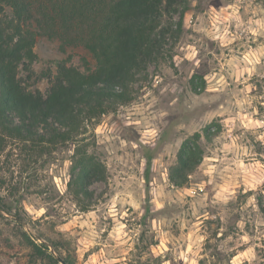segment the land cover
<instances>
[{
    "label": "rangeland",
    "instance_id": "rangeland-1",
    "mask_svg": "<svg viewBox=\"0 0 264 264\" xmlns=\"http://www.w3.org/2000/svg\"><path fill=\"white\" fill-rule=\"evenodd\" d=\"M163 28V55L136 73L130 102L92 121L83 141L32 148L5 138L0 264H52L23 233L74 264H264V0H184ZM33 50L27 87L43 96L67 57L93 64L42 37ZM195 133L202 161L175 187L169 168ZM78 145L106 169L84 203L68 188Z\"/></svg>",
    "mask_w": 264,
    "mask_h": 264
},
{
    "label": "trees",
    "instance_id": "trees-1",
    "mask_svg": "<svg viewBox=\"0 0 264 264\" xmlns=\"http://www.w3.org/2000/svg\"><path fill=\"white\" fill-rule=\"evenodd\" d=\"M183 1L0 0V152L5 138L27 142L32 148L83 141L78 137L92 121L116 105L130 102L136 73L163 55L166 36L171 33V28H163L164 18ZM181 28L182 14L176 34ZM39 37L57 41L62 54L81 48L93 64L81 58V68L74 67L67 57L56 66L45 96L31 91L27 84ZM200 81L190 80L195 93L201 90H197ZM213 125L202 130L207 140L217 133L212 131ZM202 135L195 133L180 145L168 171L173 186H184L201 163ZM105 176L103 163L78 145L68 183L74 197L81 203L91 200L89 186ZM23 235L38 260L59 264L45 245ZM61 258L65 264H74Z\"/></svg>",
    "mask_w": 264,
    "mask_h": 264
},
{
    "label": "water",
    "instance_id": "water-1",
    "mask_svg": "<svg viewBox=\"0 0 264 264\" xmlns=\"http://www.w3.org/2000/svg\"><path fill=\"white\" fill-rule=\"evenodd\" d=\"M49 251L52 255H54L56 261H58L59 264H65V262L63 261V259L61 258L60 255H58L51 246L48 245Z\"/></svg>",
    "mask_w": 264,
    "mask_h": 264
}]
</instances>
